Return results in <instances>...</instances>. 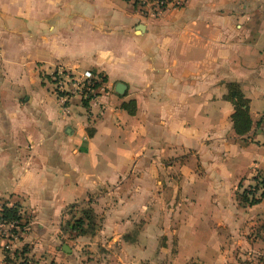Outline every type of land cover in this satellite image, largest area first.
I'll list each match as a JSON object with an SVG mask.
<instances>
[{"label":"crops","instance_id":"obj_1","mask_svg":"<svg viewBox=\"0 0 264 264\" xmlns=\"http://www.w3.org/2000/svg\"><path fill=\"white\" fill-rule=\"evenodd\" d=\"M57 67L99 77L95 96L62 109ZM263 112L264 0H183L156 18L126 0H0V208L29 227L10 249L31 264L256 263L264 200L235 188L264 175ZM82 207L98 226L76 235Z\"/></svg>","mask_w":264,"mask_h":264},{"label":"built area","instance_id":"obj_2","mask_svg":"<svg viewBox=\"0 0 264 264\" xmlns=\"http://www.w3.org/2000/svg\"><path fill=\"white\" fill-rule=\"evenodd\" d=\"M131 2L135 7L144 9V13L149 17L156 18L160 16L164 9L168 6L177 8L183 5V0H126ZM51 82L54 86V92L59 97L62 109L69 98L77 94L83 98H90V91L93 98L96 94L98 86L102 83L101 79L91 73L84 71L80 74H75L70 70L60 67L54 69L51 74ZM96 85V87H94ZM264 129V112L261 115ZM235 193L248 204L260 202L264 200V175L261 172L254 171L250 183H240L235 188ZM14 207V206H13ZM0 208V243H2L3 251L9 252L11 243L20 235L26 233L29 229L27 222L19 223L17 221H6L1 218ZM17 214L22 217V211L18 209ZM30 262L27 261V264Z\"/></svg>","mask_w":264,"mask_h":264},{"label":"trees","instance_id":"obj_3","mask_svg":"<svg viewBox=\"0 0 264 264\" xmlns=\"http://www.w3.org/2000/svg\"><path fill=\"white\" fill-rule=\"evenodd\" d=\"M96 87V85H94ZM228 93L226 94V100L230 101L234 106V113L231 117L234 131L238 135H243L250 130L251 121L249 117V106L248 101L244 98L242 92L236 84L227 85ZM258 203L257 201L252 203ZM74 207L72 205L70 209ZM88 209H81L80 215L72 220V223H67L66 227L76 235H83L87 233V229L90 228L91 232H94L97 228L95 215L91 207ZM19 207L14 205V207H3L1 212V218L6 221H17L22 224L24 221L21 216L17 214ZM7 261V259H6ZM5 261V262H6Z\"/></svg>","mask_w":264,"mask_h":264},{"label":"rangeland","instance_id":"obj_4","mask_svg":"<svg viewBox=\"0 0 264 264\" xmlns=\"http://www.w3.org/2000/svg\"><path fill=\"white\" fill-rule=\"evenodd\" d=\"M93 96L92 92L90 91V98ZM237 196V195H236ZM83 209H88L87 207H82V210ZM264 221V220H263ZM96 223V222H95ZM96 225L98 226V223H96ZM258 229L254 228V230H252V236H255V238H257L258 236L259 237V241L261 243H263L262 245L264 246V233H261V231L264 229V222H262V224L260 225L258 223ZM87 232H91L90 231V228L87 229ZM261 234H259V233ZM258 233V234H257ZM254 238V239H255ZM64 240V239H63ZM61 240V241H63ZM0 245L2 246V243H0ZM13 250V249H12ZM11 249L9 250L8 253H10L7 257V262L5 264H27V261H29V257L26 254V251L24 250V248H20V249H17L16 252L13 254V251ZM264 250V247L263 249ZM98 251V250H97ZM5 253V252H4ZM12 253V254H11ZM257 256V257H255ZM254 257H253V260H256L257 262L253 264H264V251H262L261 254H256ZM28 264H31L30 262Z\"/></svg>","mask_w":264,"mask_h":264},{"label":"water","instance_id":"obj_5","mask_svg":"<svg viewBox=\"0 0 264 264\" xmlns=\"http://www.w3.org/2000/svg\"><path fill=\"white\" fill-rule=\"evenodd\" d=\"M114 90L117 94L122 95L124 93V90H125V85L122 83H116ZM63 251L69 252V250L65 249L64 247H63Z\"/></svg>","mask_w":264,"mask_h":264}]
</instances>
